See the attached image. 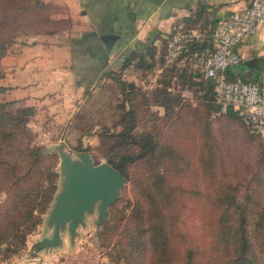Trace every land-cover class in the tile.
<instances>
[{
  "label": "trees",
  "instance_id": "16d2710c",
  "mask_svg": "<svg viewBox=\"0 0 264 264\" xmlns=\"http://www.w3.org/2000/svg\"><path fill=\"white\" fill-rule=\"evenodd\" d=\"M63 13L64 8L50 0H0V59L21 37L68 31L71 18ZM186 44L185 64L178 59L167 62L164 46L166 65L151 87L123 77L122 70L132 63L151 71L155 61L137 51L128 54L119 70L103 75L121 95L110 103L111 123L75 125L81 133L97 134L98 153L126 179L122 196L111 205L98 232L99 243L125 264H264V152L238 153L236 145L215 132L214 121L221 118H211V111H217L212 101L214 77H205L198 65V72L190 71L200 55L193 52L203 51L209 41L201 48L192 41ZM154 48L149 45L147 54L152 56ZM227 75L231 80L261 82L230 68ZM105 81L97 89L103 90ZM186 84L194 87L199 105L177 91V85ZM156 105L164 108L162 114L153 108ZM80 108L81 102L71 117L82 120ZM34 113L33 106L0 100L2 260L26 246L27 235L41 224L59 188L58 154L36 140ZM227 113L242 122L236 112ZM197 136L202 141L199 148ZM197 196L206 197L204 202L193 201L203 214L200 231L190 229L184 218L188 200Z\"/></svg>",
  "mask_w": 264,
  "mask_h": 264
},
{
  "label": "crops",
  "instance_id": "0c3cea01",
  "mask_svg": "<svg viewBox=\"0 0 264 264\" xmlns=\"http://www.w3.org/2000/svg\"><path fill=\"white\" fill-rule=\"evenodd\" d=\"M50 1L65 6V15L71 18L69 30L60 35L26 37L25 43L19 39L0 59V100L44 108L47 113L77 109L89 91L95 92L107 80L104 73L119 70L123 59L134 51L144 53L146 60L155 61V66L143 71L130 63L122 70L123 77L135 75L145 87L154 86L166 65L161 55L170 34H185L178 58L185 64L186 43L192 41L201 48L210 40L217 20L248 4V0ZM60 37L59 42L53 41ZM149 45L155 47L152 56L147 54ZM238 52L239 62L229 68L241 75L259 77L264 84V22L238 45ZM197 64L195 58L191 73L198 72ZM176 89L186 99L188 88L177 85ZM153 108L164 112L161 105Z\"/></svg>",
  "mask_w": 264,
  "mask_h": 264
},
{
  "label": "rangeland",
  "instance_id": "374dc122",
  "mask_svg": "<svg viewBox=\"0 0 264 264\" xmlns=\"http://www.w3.org/2000/svg\"><path fill=\"white\" fill-rule=\"evenodd\" d=\"M57 4L61 5L65 10V6L60 3ZM63 14L65 15V11ZM67 16L70 17L69 15ZM20 39L22 43H25L26 41L23 39L27 38L21 37ZM60 39H62V37L55 38L53 41L57 40L59 42ZM11 46L12 44L9 46L8 51L10 50ZM124 77L127 79L135 78L138 82H140V79L137 78V76L135 77V75H125ZM106 81L103 90L96 89L90 97L80 101L81 110L79 111L83 114L82 120H77L76 117L75 119L71 117L72 113H74L76 110H73V108H71L72 110L70 113L68 112L67 108L57 111L50 110L51 112L47 113V110L45 111L44 108L38 110L35 107V113L31 119V125L38 132L36 140L45 144L47 147H49V149L52 150H54L52 148L54 144L62 143L64 148L69 151L73 157H77V154L83 151L76 149V146H80V148L86 147L87 149L85 151H89L96 162L100 160H107L105 157L101 156L95 148L99 142L97 134L81 133V130L75 126L77 121H80L81 125L90 122L111 123L112 109L110 108V103L115 104L118 100H120L121 95L116 94L118 91L116 90V87L113 83L111 84V82ZM185 87L188 88L185 89L186 99L191 102L192 105H197V100H194V95L196 92L194 87L188 84H186ZM187 90H190L191 92H188ZM68 106L70 105H66L65 107ZM216 116L220 117L222 121H214V125L216 127L215 132L220 137H227L225 139L226 141L236 145L238 147V153L240 151L242 153L264 152L259 137L256 135H250L245 130L242 122L239 119L231 114L212 110L211 118ZM70 120L71 122L69 124ZM166 128L167 125H163L164 131ZM94 129H99V125H95ZM195 141L197 143V147L199 148L200 143L202 144V141L199 142L198 136L195 138ZM57 167L59 169L58 163ZM200 182L201 184L203 183L201 180ZM200 189L202 190V187H200ZM129 194H131V192ZM121 196L122 192L119 197ZM3 197L4 194L1 193L0 201L3 199ZM205 199V196H197L191 200H188V208L184 218L187 220L188 226L192 230L200 231L199 222L201 220V216L203 215L196 210L197 208H195L193 201L204 202ZM108 217L109 212L107 218ZM45 218L46 215L44 214L41 224L38 225L34 231L27 235L26 246L19 253L12 255L8 259H0V264H125L122 259L117 260L111 257L107 248L100 245L97 235L104 223L101 224L99 228H97L95 223L96 212L87 215L85 226H80L78 228V234L75 236L73 241L70 240L69 233L65 231L63 233V243L60 246L42 249L37 255H32L30 248L32 247L33 242L45 235H50L51 233V230L45 225Z\"/></svg>",
  "mask_w": 264,
  "mask_h": 264
},
{
  "label": "built area",
  "instance_id": "2783aa9c",
  "mask_svg": "<svg viewBox=\"0 0 264 264\" xmlns=\"http://www.w3.org/2000/svg\"><path fill=\"white\" fill-rule=\"evenodd\" d=\"M264 22V0H248L247 6L217 20L208 46L198 57L205 77H214L212 101L218 112H236L246 129L260 137L264 148V84L241 78L231 80L227 69L240 60L238 45L256 33ZM185 34L176 31L167 39L164 57L176 61L184 47ZM197 55V54H196Z\"/></svg>",
  "mask_w": 264,
  "mask_h": 264
},
{
  "label": "water",
  "instance_id": "95a60500",
  "mask_svg": "<svg viewBox=\"0 0 264 264\" xmlns=\"http://www.w3.org/2000/svg\"><path fill=\"white\" fill-rule=\"evenodd\" d=\"M52 148L59 156L60 181L45 213V225L51 233L33 242L32 255L42 249L60 246L65 231L73 241L78 228L85 226L87 215L94 212L99 228L126 184L125 177L107 160L96 162L89 151H81L73 157L62 143L54 144Z\"/></svg>",
  "mask_w": 264,
  "mask_h": 264
}]
</instances>
